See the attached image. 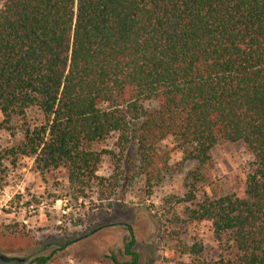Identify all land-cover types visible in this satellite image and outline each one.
Listing matches in <instances>:
<instances>
[{"label":"trees","instance_id":"16d2710c","mask_svg":"<svg viewBox=\"0 0 264 264\" xmlns=\"http://www.w3.org/2000/svg\"><path fill=\"white\" fill-rule=\"evenodd\" d=\"M0 116V132H21L0 151V172L6 159L32 158L42 173L64 170L76 199L117 188L98 176L95 145L117 136L120 158L134 150L152 189L171 170L159 145L173 139L196 164L182 201L189 220L210 223L234 264H264V0H1ZM223 142L254 158L245 196L198 201ZM128 231L125 254L139 264Z\"/></svg>","mask_w":264,"mask_h":264},{"label":"rangeland","instance_id":"374dc122","mask_svg":"<svg viewBox=\"0 0 264 264\" xmlns=\"http://www.w3.org/2000/svg\"><path fill=\"white\" fill-rule=\"evenodd\" d=\"M32 121L38 123L39 118ZM20 139L19 130L1 131L0 151L11 149ZM117 144L113 136L93 147L104 152L98 176L119 180L110 199H101L97 187L87 192L88 198L76 199L64 170L42 173L32 158L3 162L0 255L7 261L0 264H35L39 257H51L49 264H132V257L125 254L128 228L136 240L133 251L139 264H234L237 252L215 239L211 224L190 221L186 214L193 206L182 203L188 192L185 178L196 164L184 162L176 142L169 139L159 145L161 152L171 155V170L152 189L145 177L136 174L135 151L121 159ZM253 162L243 143L217 145L204 181L197 185L198 201L232 194L243 198ZM194 244L202 245L203 256L182 253Z\"/></svg>","mask_w":264,"mask_h":264},{"label":"water","instance_id":"95a60500","mask_svg":"<svg viewBox=\"0 0 264 264\" xmlns=\"http://www.w3.org/2000/svg\"><path fill=\"white\" fill-rule=\"evenodd\" d=\"M0 261H2V262H6L7 259H4V258L0 255Z\"/></svg>","mask_w":264,"mask_h":264}]
</instances>
